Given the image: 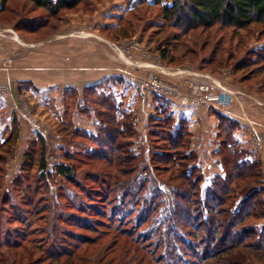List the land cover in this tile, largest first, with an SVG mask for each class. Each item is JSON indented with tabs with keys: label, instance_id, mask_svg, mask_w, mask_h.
Instances as JSON below:
<instances>
[{
	"label": "rangeland",
	"instance_id": "374dc122",
	"mask_svg": "<svg viewBox=\"0 0 264 264\" xmlns=\"http://www.w3.org/2000/svg\"><path fill=\"white\" fill-rule=\"evenodd\" d=\"M162 23L160 7L137 0H81L56 15L30 0H10L0 12V220L10 238L32 250L30 257L22 247L1 246L0 264H49L43 260L51 242L48 219L70 214L90 226L57 222L83 237L55 241L63 249L79 247L82 261L74 264H146L142 252L97 221L118 222L117 216L92 215L101 206L98 188L103 189L88 174L102 165L112 171L113 165L82 157L98 150L89 137L101 125L94 110L105 108L100 103L105 95L134 116L131 149L145 160L152 152L150 117L167 110L186 119L203 187L223 173L217 114L226 112L239 123L234 137L247 150L246 159L260 161L264 181V62H252L254 51L264 47V29L235 33L215 27L174 38L177 30ZM158 47H165L172 61L162 59ZM41 144L50 177L38 183ZM65 152L78 154L74 182L55 172ZM31 158L32 165L26 161ZM25 191L46 211L30 212ZM20 211L25 222L14 217ZM258 225L264 226V219Z\"/></svg>",
	"mask_w": 264,
	"mask_h": 264
},
{
	"label": "trees",
	"instance_id": "16d2710c",
	"mask_svg": "<svg viewBox=\"0 0 264 264\" xmlns=\"http://www.w3.org/2000/svg\"><path fill=\"white\" fill-rule=\"evenodd\" d=\"M9 1L0 0V12L5 11ZM30 1L35 7L56 15L60 10L74 8L81 0ZM137 3L160 7L162 26L177 30L174 38L180 33L215 27L235 33L253 26L264 29V0H137ZM158 50L162 59L167 60L166 48L158 47ZM254 54L257 59L252 62H264V47ZM100 103L105 108H97L94 112L101 125L98 132L89 137L98 150L82 158L113 165L112 171L102 165L88 174V178L103 189L98 188L101 209H93L92 215L107 218L108 214L119 218L118 222L98 219L101 226L106 225L117 237L128 240V248H133L138 255L142 252L140 260L146 264H264V226L258 225L264 219V181L260 161L246 159L247 150L234 137L238 122L222 113L217 114L218 128L223 136L219 149L223 173L214 175L203 187V175L195 163L197 155L189 149L191 131L186 119H176L167 110L151 116L148 137H151L152 152L149 160H145L141 153L131 149L136 135L132 113L116 107L109 95ZM76 133L80 135L83 131L76 130ZM44 152L41 144L37 163L40 172L35 178L38 183L50 177L45 170ZM77 159L78 154L65 152L62 162L54 165L56 174L74 182L79 168ZM30 160L32 158L26 161L32 165ZM162 172H168L167 177L162 176ZM101 176L109 178L110 182L105 183ZM23 194H26L25 202L30 212L36 213L40 208L46 211L45 205L34 202V193L25 191ZM83 209L76 207L75 210L81 212ZM70 215L64 220L62 216L48 219L46 234L51 242L44 250L43 260L49 264L82 261L77 253L79 247L65 246L63 249V244H55L57 239L65 242L69 238H83L70 230L65 231L57 222L69 221V225L90 228L83 222L85 219ZM14 217L23 222L27 219L22 211ZM9 233L0 220V247L29 250L10 238ZM29 251L31 257L32 250ZM39 261L42 260L39 258Z\"/></svg>",
	"mask_w": 264,
	"mask_h": 264
},
{
	"label": "crops",
	"instance_id": "0c3cea01",
	"mask_svg": "<svg viewBox=\"0 0 264 264\" xmlns=\"http://www.w3.org/2000/svg\"><path fill=\"white\" fill-rule=\"evenodd\" d=\"M223 114V113H222ZM224 114H227L226 112Z\"/></svg>",
	"mask_w": 264,
	"mask_h": 264
}]
</instances>
